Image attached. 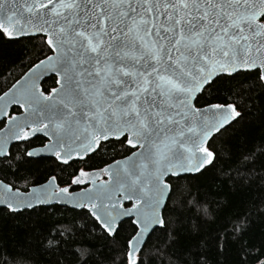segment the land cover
I'll use <instances>...</instances> for the list:
<instances>
[{"label": "snow or ice", "instance_id": "snow-or-ice-1", "mask_svg": "<svg viewBox=\"0 0 264 264\" xmlns=\"http://www.w3.org/2000/svg\"><path fill=\"white\" fill-rule=\"evenodd\" d=\"M0 35L39 37L35 61L0 92V204L82 210L48 250L70 264H151L175 248L178 225L198 231L219 211L189 177L215 165L211 142L243 118L232 96L264 91V0H0ZM116 145L128 154L89 169ZM262 155L264 143L241 152L236 178ZM246 230L238 214L210 243L223 251ZM237 255L264 264V243Z\"/></svg>", "mask_w": 264, "mask_h": 264}, {"label": "trees", "instance_id": "trees-1", "mask_svg": "<svg viewBox=\"0 0 264 264\" xmlns=\"http://www.w3.org/2000/svg\"><path fill=\"white\" fill-rule=\"evenodd\" d=\"M38 40L39 37L32 41L27 38L9 40L0 35V92L10 87L27 70L29 58L35 61L36 49L32 45ZM53 84L52 79L44 81L46 88ZM219 95L228 98L225 90H221ZM232 99L237 101L243 118L211 142L219 157L215 165L210 166L203 175L189 177L193 184H199L202 192L210 193L213 201L220 202L219 211L214 213L211 220L202 222L198 231L190 224L178 225L175 248L168 250V256L154 257L151 264H161V259L163 264H181L182 261L191 264L192 253L206 256L203 264H239L237 253L240 243L257 246L264 243V155L249 168L246 179H237L233 170L234 161L241 152L264 143V91L256 89L251 93L241 92L240 95L232 96ZM32 143L37 146L40 141L33 140ZM22 150L23 145H11L13 155ZM127 154L119 151V145L109 147L101 155L89 160L88 167L90 170L103 167L113 157L119 159ZM76 166L81 165L78 163ZM16 175L28 176L29 173L18 172ZM8 178L13 179L10 172ZM15 186L27 190L32 185L16 179ZM81 211L58 204L15 212L0 207V264H70L64 255L47 249V238L62 224L78 220ZM238 214L241 218L247 216V230L241 241L229 238L227 246L221 251L218 241L215 246L210 243L214 230L217 224L224 220L230 221ZM128 225L129 221L125 220L124 227L131 231ZM84 235L87 236V233ZM156 243L152 240L148 247ZM197 262L199 264L200 257H197Z\"/></svg>", "mask_w": 264, "mask_h": 264}, {"label": "water", "instance_id": "water-1", "mask_svg": "<svg viewBox=\"0 0 264 264\" xmlns=\"http://www.w3.org/2000/svg\"><path fill=\"white\" fill-rule=\"evenodd\" d=\"M26 71H27V70H26ZM22 75H23V74H22ZM22 75H21V76H22ZM21 76H20V77H21ZM20 77H19V78H20ZM19 78H18V79H19ZM6 90H7V89H6ZM1 127H2V126H1ZM121 158H122V157H121ZM121 158H119V159H121ZM110 163H111V162H110ZM32 186H33V185H32ZM32 186H30L27 190H21V191H29V190L31 189ZM76 190H78V189H76ZM42 205H45V206H46V205H50V204H42ZM52 205H53V204H52ZM58 205H62V204H58ZM37 206H40V205H37ZM62 206H67V205H62ZM0 207H5V208H7L5 205H2V204H0ZM35 207H36V206H35ZM67 207L72 208L71 206H67ZM25 209H31V208H22V209H20V210H18V211L25 210ZM125 220H127V219H125Z\"/></svg>", "mask_w": 264, "mask_h": 264}, {"label": "flooded vegetation", "instance_id": "flooded-vegetation-1", "mask_svg": "<svg viewBox=\"0 0 264 264\" xmlns=\"http://www.w3.org/2000/svg\"><path fill=\"white\" fill-rule=\"evenodd\" d=\"M38 146V145H37Z\"/></svg>", "mask_w": 264, "mask_h": 264}]
</instances>
